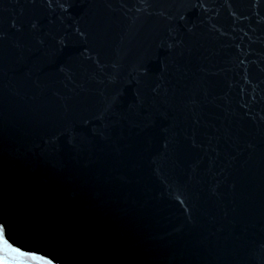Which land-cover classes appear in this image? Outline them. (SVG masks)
I'll list each match as a JSON object with an SVG mask.
<instances>
[{
    "label": "water",
    "instance_id": "1",
    "mask_svg": "<svg viewBox=\"0 0 264 264\" xmlns=\"http://www.w3.org/2000/svg\"><path fill=\"white\" fill-rule=\"evenodd\" d=\"M0 224L54 264H264V194L95 129L0 72Z\"/></svg>",
    "mask_w": 264,
    "mask_h": 264
},
{
    "label": "snow or ice",
    "instance_id": "2",
    "mask_svg": "<svg viewBox=\"0 0 264 264\" xmlns=\"http://www.w3.org/2000/svg\"><path fill=\"white\" fill-rule=\"evenodd\" d=\"M0 264H54L38 252L23 251L9 239L8 229L0 224Z\"/></svg>",
    "mask_w": 264,
    "mask_h": 264
}]
</instances>
